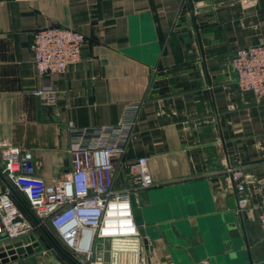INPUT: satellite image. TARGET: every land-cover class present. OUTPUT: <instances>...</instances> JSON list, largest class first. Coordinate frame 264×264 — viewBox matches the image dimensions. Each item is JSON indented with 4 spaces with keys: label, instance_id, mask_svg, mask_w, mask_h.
Segmentation results:
<instances>
[{
    "label": "crops",
    "instance_id": "crops-1",
    "mask_svg": "<svg viewBox=\"0 0 264 264\" xmlns=\"http://www.w3.org/2000/svg\"><path fill=\"white\" fill-rule=\"evenodd\" d=\"M46 27L84 39L79 62L49 77L50 107L33 94L44 79L29 51ZM262 43L264 0H0V144L30 152L49 185L69 169L67 123L113 127L137 105L113 188L147 158L152 186L132 201L148 264H264V96L238 91L230 67L235 50ZM228 169L243 171L241 212ZM24 256L0 251L11 264Z\"/></svg>",
    "mask_w": 264,
    "mask_h": 264
},
{
    "label": "built area",
    "instance_id": "built-area-1",
    "mask_svg": "<svg viewBox=\"0 0 264 264\" xmlns=\"http://www.w3.org/2000/svg\"><path fill=\"white\" fill-rule=\"evenodd\" d=\"M83 43V36L70 27H46L32 34V64L44 79L43 87L33 94L42 99V105H54L55 91L48 79L79 62ZM230 67L238 91L264 96V43L235 50ZM138 109L137 105L124 107L113 127L77 129L67 123L69 169L49 185L34 175L30 152L0 144L1 176L25 200L40 225L50 222L63 243L60 246L78 264H148L131 206L137 190L152 186L147 158L127 162L125 188H113V162L123 154ZM227 172L236 194V211L241 212L247 201L243 171ZM257 222L264 250V215H258ZM33 228L10 193L1 191L0 241L27 237Z\"/></svg>",
    "mask_w": 264,
    "mask_h": 264
},
{
    "label": "water",
    "instance_id": "water-1",
    "mask_svg": "<svg viewBox=\"0 0 264 264\" xmlns=\"http://www.w3.org/2000/svg\"><path fill=\"white\" fill-rule=\"evenodd\" d=\"M0 179L4 182L7 191L10 193V195L15 199L17 204L20 206V208L24 211V213L27 215V217L30 219V221L38 228L40 233L43 235V237L50 243L51 247L56 251V253L65 260L68 264H78L73 259H71L64 251L61 250V248L50 238L47 231L48 230L57 240L59 245L63 246V243L61 242L60 238L57 236L56 231L51 226L49 221H46L45 228L42 227L38 221L35 219V217L32 215L26 204L22 201V199L18 196V194L14 191V189L4 181L0 174ZM229 208L234 209L235 208V198L233 196L229 197L227 199ZM131 206H132V214L133 219L135 221V224L138 228V234L141 238V243L143 246L144 254L147 255L149 251V247L146 243V240L144 239V230L142 229V218L140 214V210L138 208H135L132 198H131ZM41 247L38 244V242L35 240L33 235H29L24 238H20L14 242L8 243L3 248H0V251H6V252H15L18 256L23 255H30L34 252L40 251ZM10 254V253H8ZM13 258H2L0 259V262H6V261H13Z\"/></svg>",
    "mask_w": 264,
    "mask_h": 264
},
{
    "label": "rangeland",
    "instance_id": "rangeland-1",
    "mask_svg": "<svg viewBox=\"0 0 264 264\" xmlns=\"http://www.w3.org/2000/svg\"><path fill=\"white\" fill-rule=\"evenodd\" d=\"M27 218V217H26ZM28 223L33 228L32 233L41 249L38 252H34L30 255L24 256L21 260L16 261V264H66V261L63 260L56 251L51 247L50 243L43 237L40 231L35 227L34 224L30 222L27 218ZM44 227V226H43ZM45 228V227H44ZM50 238L60 247L56 238L46 230ZM61 248V247H60ZM12 262V261H10ZM68 264V263H67Z\"/></svg>",
    "mask_w": 264,
    "mask_h": 264
},
{
    "label": "trees",
    "instance_id": "trees-1",
    "mask_svg": "<svg viewBox=\"0 0 264 264\" xmlns=\"http://www.w3.org/2000/svg\"><path fill=\"white\" fill-rule=\"evenodd\" d=\"M42 227L44 226L45 227V224L44 225H41ZM61 247V246H60ZM61 250L62 251H64L67 255H68V253L61 247ZM66 264H67V262H66Z\"/></svg>",
    "mask_w": 264,
    "mask_h": 264
}]
</instances>
